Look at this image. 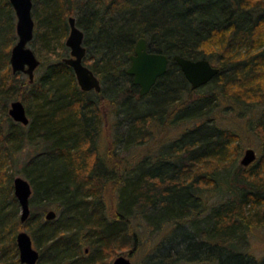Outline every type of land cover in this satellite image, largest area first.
I'll list each match as a JSON object with an SVG mask.
<instances>
[{"label": "trees", "instance_id": "trees-1", "mask_svg": "<svg viewBox=\"0 0 264 264\" xmlns=\"http://www.w3.org/2000/svg\"><path fill=\"white\" fill-rule=\"evenodd\" d=\"M33 1L34 44L41 41L44 47H38L36 55L44 51L49 57L57 55L59 48L67 53L64 39L74 16L84 32V63L102 88L83 91L64 58L47 64L45 57H38L43 72L33 82L23 72H13L10 57L17 42V16L10 0H0V109L7 112L10 101L18 98L36 105L29 126L0 125V264H7L2 259L9 253L16 264H23L16 240L23 229L41 251L37 264H108L105 258L111 263L117 249L129 243L133 250L137 246L132 218L146 220L155 230L175 226L157 246L174 239L187 243V252L179 259L264 264V258L237 248L253 214H243L240 225L223 226L234 210L229 200L211 208L207 218L196 217L206 209L201 183L216 184L211 171L217 169L209 165L224 159L234 143L235 134L210 117L220 96L264 102V0ZM140 38L146 39L150 51L170 58L167 73L145 96L127 73ZM175 55L218 64L214 66L220 71L210 81L218 83V90L200 95L201 88L192 89ZM106 109L122 114L117 120L122 126H116L122 131L112 136L102 153V133L110 127L104 126ZM198 119L206 120L185 129L166 151V143L159 139L154 140V157L129 155L157 130ZM256 126L264 144V110ZM24 143L38 148L21 171L33 188L30 205L39 200L45 207L54 206L60 216L54 210L52 220L46 219L44 207V218L31 209L22 222L14 174L6 181L5 158L14 161ZM245 178L256 187L253 193L246 191L242 202L255 206V216L264 224V160L239 177ZM109 186L118 193L111 218L104 199Z\"/></svg>", "mask_w": 264, "mask_h": 264}, {"label": "rangeland", "instance_id": "rangeland-1", "mask_svg": "<svg viewBox=\"0 0 264 264\" xmlns=\"http://www.w3.org/2000/svg\"><path fill=\"white\" fill-rule=\"evenodd\" d=\"M34 5V1H33ZM40 2L38 4V7L40 6ZM16 14V13H15ZM33 14V10H32ZM34 18V16H33ZM34 35H35V29H34ZM69 35V32L67 36L64 39L65 46L66 45V39ZM18 40V36H17ZM34 38L29 43V46L35 51L38 47H41L42 50H44V47L41 45V41H36V44H34ZM57 55L52 56H46V51L39 52L37 55L38 57L43 60L44 57L47 59V64L55 62L57 59L61 58L60 60H63V58L70 57V49L68 48L67 53L63 56V50L61 48L58 49ZM11 65V64H10ZM214 65H218L214 63ZM43 72V69L39 67L35 70V76L38 78ZM79 84V83H78ZM218 83L216 82H210L207 85L201 87L199 93L200 95L207 94L208 92L216 91L218 90ZM194 97V96H193ZM21 99V98H20ZM17 100V99H15ZM19 100V98H18ZM13 101V100H12ZM9 103V108L7 112H5L3 109H0V125L4 127V129L9 128L10 126H20L15 125L16 121L13 120V118L9 114V109L11 107V102ZM21 101L26 106L27 114L29 118L33 121L32 115H35L36 111H34V105L32 101L28 100V105L25 101L21 99ZM219 106H216V109L211 114V118L213 121L217 123L218 126H220L222 129L228 130L231 133L235 134V136H232L233 144L230 145L232 148L231 152L227 153L225 155L224 159H217L214 161V163H211L212 166L211 169L215 168L217 170H212V173H215V175L212 177L214 180L215 185L213 183H201L200 187L202 188L200 190L202 197L204 199V203L206 206V209L204 212L200 214H196V217L200 219L207 218V215L209 214L211 208L218 207L220 204H223L229 200L233 201V212L231 215H229V218H224L222 225L229 228V226H235L242 224L241 219L243 214H247L251 216L253 214V218L247 220V221H253L252 225L245 228L242 239L239 240L237 243V248L244 252H249L257 259L264 258V224H261L259 221V215L255 216V212L257 211L255 209V206H253L250 202L245 205L243 204V196L246 193V191H252L251 193L255 192L253 180L252 179H246L245 181H241L239 177L241 175H245L247 171H250V169L253 166H262L263 163V156H264V144H263V138L261 137V132L259 131V127L256 126L258 118L261 116L262 111L264 110V102L262 103H251L246 101H233L228 96H220V99L218 101ZM129 105L132 109V104H129V101L126 103ZM30 106V107H29ZM36 106V105H35ZM109 111V110H105ZM104 111V112H105ZM122 118V114L116 113L113 114L112 111L107 112V115L105 117L104 126H110L109 128H104L102 137L100 140V151L103 153L106 150V145H108L110 139H112L113 135L121 133L122 130H120L116 126H122L117 125V120ZM206 119H198V120H192L188 121L183 124L178 125H171L170 127H167L165 131L163 129H160L161 131L157 130V133L152 134V139L149 140V142H145L143 146L135 148L129 152V155H137L139 153H142L141 157L146 158L149 154H153L152 157H154V154L157 152H154L153 147L156 145L154 140H162L166 144L163 147V150L166 151L169 148V144L171 141H175L179 136H181V133L187 129L192 128L196 126L197 124H200L204 122ZM19 124V123H18ZM22 126H26L21 124ZM29 126V125H28ZM169 126V125H168ZM167 130V131H166ZM211 131V130H210ZM199 134H202V132H199ZM155 144V145H154ZM151 148V149H150ZM248 148H253L256 152V159L252 162L249 166H244L241 163V160L243 159L245 152ZM173 151V146L172 149ZM38 151V148L33 143H24L22 145V149H20L16 155L15 160L13 161L10 157H6L4 162V168L7 173V179L6 181L10 180L11 174L13 175V180L16 176H23V173L21 172L23 170V166L25 162L34 155ZM132 159V158H131ZM249 168L246 170V168ZM24 177V176H23ZM204 178L200 179L203 180ZM33 189V188H32ZM14 190V188H13ZM105 202H106V208L108 216L112 217L113 214H115V211H117V205H118V193L111 189V187H107V191L104 193ZM33 192L30 198H32ZM250 196V195H249ZM248 196V197H249ZM44 205L39 203V200L34 201L31 204V209L33 214L40 215L41 218L45 216L46 211L49 210H55L57 212V216L59 217L60 214L56 210L54 206H46V211L43 213ZM239 211V212H237ZM248 213H247V212ZM21 214V212H20ZM259 216V217H258ZM110 217V218H111ZM132 225H135L136 227V236H137V246L133 250L132 243L127 245L124 248L117 249L115 256L112 258L111 263L109 262L108 258H105V262L108 264H113V260L123 254L127 257H129L134 264H210L205 260H198L196 258L194 259H188V257L185 258H178L185 252H187V243H177V241L172 242L174 240H171V242L162 247L157 246V243H160L163 238L166 237V233L170 230L174 229L175 226L173 225H165L164 228H160L159 230H155L152 227H150L146 220L143 219H137L132 218L131 219ZM25 230V229H23ZM180 230V229H179ZM176 232V238L179 237L181 234L180 231ZM27 231V230H26ZM229 231H234L232 228L229 229ZM180 238L178 239V241ZM172 243V244H170ZM34 247L37 248L39 251L40 249L35 245V242L33 243ZM174 246V247H173ZM86 246L85 248H87ZM89 249V247H88ZM154 252V253H153ZM85 253H90V250H86ZM181 254V255H180ZM41 255V251H40ZM188 254H186L187 256ZM5 263L7 264H16L14 262L15 257L12 258L11 253L4 255Z\"/></svg>", "mask_w": 264, "mask_h": 264}, {"label": "water", "instance_id": "water-1", "mask_svg": "<svg viewBox=\"0 0 264 264\" xmlns=\"http://www.w3.org/2000/svg\"><path fill=\"white\" fill-rule=\"evenodd\" d=\"M17 16L18 40L11 50L10 62L13 72H23L28 75L30 82L34 81L35 70L41 61L29 46L34 38L35 21L33 18V0H10ZM70 32L66 39V45L70 49V57L64 58V62L71 66L75 72L79 86L83 91H101V82L98 76L84 63L86 47L84 46V32L76 25L74 16L69 18ZM174 60L180 66L192 89H199L207 85L220 71L208 59H190L175 55ZM130 66L127 73L133 76L134 84L140 87V95L150 93L158 79L165 75L169 68L170 58L159 52L150 51L145 38H140L136 44L135 52L130 56ZM9 114L14 121L28 125L30 118L26 106L21 100L11 102ZM256 152L248 148L245 152L242 165L248 166L256 159ZM14 194L21 207V221L25 222L30 217V197L32 186L28 179L23 176L14 178ZM56 217L54 210L46 213V219ZM20 261L23 264H37L40 251L34 247L32 236L27 231H19L17 236ZM113 264H134L132 260L121 254L113 260Z\"/></svg>", "mask_w": 264, "mask_h": 264}, {"label": "bare ground", "instance_id": "bare-ground-1", "mask_svg": "<svg viewBox=\"0 0 264 264\" xmlns=\"http://www.w3.org/2000/svg\"><path fill=\"white\" fill-rule=\"evenodd\" d=\"M30 210H31V205H30ZM30 215H31V213H30Z\"/></svg>", "mask_w": 264, "mask_h": 264}]
</instances>
